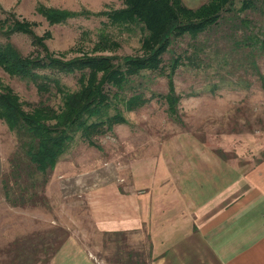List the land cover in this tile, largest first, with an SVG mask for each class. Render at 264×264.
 <instances>
[{
  "label": "rangeland",
  "instance_id": "1",
  "mask_svg": "<svg viewBox=\"0 0 264 264\" xmlns=\"http://www.w3.org/2000/svg\"><path fill=\"white\" fill-rule=\"evenodd\" d=\"M183 1L196 8L209 0ZM256 3L262 5V0ZM124 4L125 0H0V42L8 40L7 32L16 21L26 20L31 23L36 39L22 31L11 33L9 39L24 55H53L64 60L84 55L116 59L141 55L143 31L133 25L114 24L107 15ZM51 7L80 14L51 24L41 12ZM241 7L242 0H237L235 9L225 14L226 20L221 25L197 39L186 35L174 41L165 54L167 72L177 55H191L195 63L183 59L173 76V89L168 77L157 72H148L135 80L148 97H152L151 92L173 93L177 97V115L169 112L167 99L152 98L134 110L119 102L116 107L128 123L96 136L98 145H89L76 134L58 165L47 173L36 170L18 133L0 119V264H48L69 234L61 226L52 227L48 223L63 222L59 215L64 213H72L75 225L83 226L84 233L78 234L86 236L85 241L96 258L106 259L104 264H114L120 255L127 253L128 242H124L120 253L109 243L113 236H97L95 222L85 212V194L95 181H101V174H110L102 162H109L110 168L116 158L126 157V153L118 150L128 142L130 131L159 128L164 131L161 137L180 133L217 144L232 143L234 147L242 143L248 150L233 153L235 156H247L254 163L264 158V80L259 75H264V50L255 38L242 42L245 34L264 39V14L243 11ZM242 20L249 21L247 28H243ZM44 71L58 78L60 87L68 93L81 87L79 72ZM7 86L19 96L26 110L40 102L56 109L62 105L61 93L54 84L51 92L42 93L34 83L12 76L0 66V91ZM114 109L115 106L111 111ZM56 173V177L59 173L74 177L61 181L59 195H52L48 182ZM123 258L117 264H131L127 255Z\"/></svg>",
  "mask_w": 264,
  "mask_h": 264
},
{
  "label": "crops",
  "instance_id": "2",
  "mask_svg": "<svg viewBox=\"0 0 264 264\" xmlns=\"http://www.w3.org/2000/svg\"><path fill=\"white\" fill-rule=\"evenodd\" d=\"M162 132L130 131L118 150L126 157L110 168L102 162L110 174L85 194L97 236H113L120 253L128 242L131 264H264V158L235 156L248 150L242 143ZM59 175L48 182L52 195L74 177ZM59 216L63 222L48 224L69 234L48 264H104L72 213Z\"/></svg>",
  "mask_w": 264,
  "mask_h": 264
},
{
  "label": "trees",
  "instance_id": "3",
  "mask_svg": "<svg viewBox=\"0 0 264 264\" xmlns=\"http://www.w3.org/2000/svg\"><path fill=\"white\" fill-rule=\"evenodd\" d=\"M236 1L209 0L199 7L191 8L183 0H125L122 8L114 9L107 15L114 24L133 25L143 31V53L125 55L120 59L84 55L64 60L53 55H24L9 40L11 33L28 32L32 37L34 33L30 29L31 23L26 20L16 21L7 32L8 40L0 42V66L12 76L34 83L42 93L51 92L54 84L61 93L62 105L56 109L40 102L31 110H26L19 96L7 86L0 91V119L18 133L21 145L36 170L47 173L55 168L76 134H80L89 145H98L96 136L113 131L116 125L128 123L126 116L116 107L119 102H124L126 107L134 110L152 98L167 99L170 103L169 112L177 115V97L173 93L151 92L152 97H148L145 90L138 88L135 80L143 78L148 72H157L168 77L170 88L173 89V76L184 63L183 59L195 63L191 55H177L172 58L170 71L167 72L165 54L171 50L174 41L186 35L195 40L221 25L226 20L225 14L235 9ZM241 10L260 11L264 14V0L262 5H257L256 0H242ZM41 12L51 24L64 22L80 14L78 11L52 7L41 9ZM248 22L242 20L243 28L248 27ZM244 37L242 42L255 38L264 50V39L246 34ZM193 46L198 48L196 44ZM44 70L63 74L79 72L78 82L81 87L68 93L60 87L58 78ZM259 75L264 80V75ZM125 92L131 95L126 96Z\"/></svg>",
  "mask_w": 264,
  "mask_h": 264
}]
</instances>
